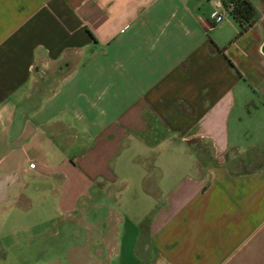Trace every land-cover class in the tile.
Instances as JSON below:
<instances>
[{
	"label": "crops",
	"instance_id": "obj_1",
	"mask_svg": "<svg viewBox=\"0 0 264 264\" xmlns=\"http://www.w3.org/2000/svg\"><path fill=\"white\" fill-rule=\"evenodd\" d=\"M213 12L0 0V205L109 210L104 262L264 264V23Z\"/></svg>",
	"mask_w": 264,
	"mask_h": 264
},
{
	"label": "rangeland",
	"instance_id": "obj_2",
	"mask_svg": "<svg viewBox=\"0 0 264 264\" xmlns=\"http://www.w3.org/2000/svg\"><path fill=\"white\" fill-rule=\"evenodd\" d=\"M256 12L252 21L262 19L264 23V0H250ZM228 20L234 21L226 12ZM225 26L221 24L220 26ZM250 115L246 119V137L254 140L253 124H249ZM248 122V124H247ZM32 193L29 205L18 201V206L0 205V264H138L132 257L123 252L111 262L108 253L105 262L102 259L105 242L96 240L97 220L109 217V210H96L91 206L87 217L82 210L76 212L75 220H67L50 204V194ZM29 206V207H28ZM122 227L121 237L116 233L108 235L109 241H126Z\"/></svg>",
	"mask_w": 264,
	"mask_h": 264
},
{
	"label": "trees",
	"instance_id": "obj_3",
	"mask_svg": "<svg viewBox=\"0 0 264 264\" xmlns=\"http://www.w3.org/2000/svg\"><path fill=\"white\" fill-rule=\"evenodd\" d=\"M222 2L233 20L240 24L239 38L254 25L255 21L252 19L256 10L249 0H222Z\"/></svg>",
	"mask_w": 264,
	"mask_h": 264
},
{
	"label": "built area",
	"instance_id": "obj_4",
	"mask_svg": "<svg viewBox=\"0 0 264 264\" xmlns=\"http://www.w3.org/2000/svg\"><path fill=\"white\" fill-rule=\"evenodd\" d=\"M214 2V12L211 15L214 21V26L221 25L226 19V12H228L222 2V0H210Z\"/></svg>",
	"mask_w": 264,
	"mask_h": 264
}]
</instances>
